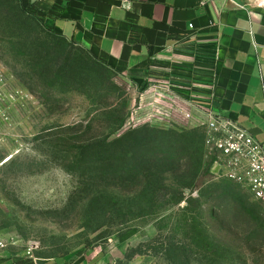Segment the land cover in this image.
Masks as SVG:
<instances>
[{"label":"rangeland","instance_id":"374dc122","mask_svg":"<svg viewBox=\"0 0 264 264\" xmlns=\"http://www.w3.org/2000/svg\"><path fill=\"white\" fill-rule=\"evenodd\" d=\"M19 9L0 0L2 241L42 260L84 252L99 254L98 264H264L263 207L215 177L204 127H186L167 92L133 85L65 40L67 75L34 73L36 47L23 45L39 24ZM130 128L162 132L131 150L168 159L152 179L169 191H156L154 203L147 172L122 178L131 157L121 170L103 154ZM142 131L141 139L153 134Z\"/></svg>","mask_w":264,"mask_h":264},{"label":"crops","instance_id":"0c3cea01","mask_svg":"<svg viewBox=\"0 0 264 264\" xmlns=\"http://www.w3.org/2000/svg\"><path fill=\"white\" fill-rule=\"evenodd\" d=\"M20 2L133 85L167 92L188 115L180 116L186 127L204 126L206 111L213 110L264 148V0ZM100 260L84 252L42 260L7 244L0 248V264Z\"/></svg>","mask_w":264,"mask_h":264},{"label":"trees","instance_id":"16d2710c","mask_svg":"<svg viewBox=\"0 0 264 264\" xmlns=\"http://www.w3.org/2000/svg\"><path fill=\"white\" fill-rule=\"evenodd\" d=\"M19 3V14L21 15V18L24 20H31L35 21L39 24V31H33L29 32V36H26L27 38L24 39V47L25 48H31L32 46L36 47L32 49L33 51V59L34 65L31 67V70L37 74L47 77H58L60 74V71L62 72V75L65 73L67 75V72L63 70V63L64 58H62L61 52H60V41H67L68 43H71L73 45L78 46L75 42L65 39L62 35L57 33L53 30V28L47 26L42 20H40L36 15L29 12L20 2V0H17ZM27 27V26H26ZM80 47V46H79ZM82 48V47H81ZM84 49V48H83ZM85 50V49H84ZM86 51V50H85ZM88 56L90 57L92 62H97L99 65H103L86 51ZM105 66V65H103ZM62 67V69L60 68ZM108 68L107 66H105ZM36 69V71H35ZM109 69V68H108ZM111 70V69H110ZM115 73V72H114ZM66 77V76H63ZM122 125V121L119 122V126ZM142 130H145L147 132L153 133L152 135H148L145 138H140V132H143ZM157 133H162L150 128H130L123 132L118 138L112 140L109 142L107 147L104 149V155L110 158V160H118V164L120 166V169L122 170V167L127 163L128 159L127 157H131V169L128 171L125 167L124 170L121 171L122 178L124 175H127L126 173H130L132 177L129 178L133 180L134 178L140 177L139 175L144 172H147V177L149 178V182L147 183V186L151 190V194H149V201L151 203H154L157 199L162 198V195L158 196L155 195L156 191L163 190L164 192H168L169 188L159 187L160 183L156 179H152L153 172H157L158 169L162 168L166 162H168V159L164 157L162 154L157 155L153 154L154 152L150 153L146 149L143 151V154L135 155L131 152V150L135 149L143 140L144 141V147L151 146V144L155 143V141H159V136ZM160 136H168L167 133H163ZM147 139V141H146ZM204 139V134H203ZM106 145V144H105ZM88 155V156H87ZM85 157L87 159L94 157L95 155L87 154ZM169 164V163H167ZM166 164V165H167ZM127 178V176H125ZM158 178V177H157ZM258 203V202H257Z\"/></svg>","mask_w":264,"mask_h":264},{"label":"built area","instance_id":"2783aa9c","mask_svg":"<svg viewBox=\"0 0 264 264\" xmlns=\"http://www.w3.org/2000/svg\"><path fill=\"white\" fill-rule=\"evenodd\" d=\"M207 1V0H202ZM188 117V115H186ZM204 147L217 157L216 178L245 187L264 212V148L247 130L230 118L205 113ZM0 240V248L5 247Z\"/></svg>","mask_w":264,"mask_h":264}]
</instances>
